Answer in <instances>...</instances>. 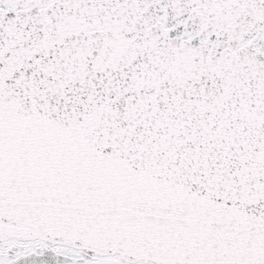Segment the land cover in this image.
I'll return each mask as SVG.
<instances>
[{
  "label": "snow or ice",
  "instance_id": "obj_1",
  "mask_svg": "<svg viewBox=\"0 0 264 264\" xmlns=\"http://www.w3.org/2000/svg\"><path fill=\"white\" fill-rule=\"evenodd\" d=\"M0 264H264V0H0Z\"/></svg>",
  "mask_w": 264,
  "mask_h": 264
}]
</instances>
